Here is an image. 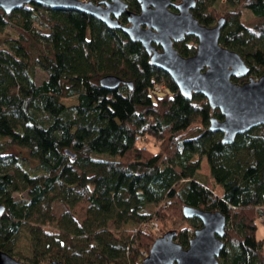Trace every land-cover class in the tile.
I'll list each match as a JSON object with an SVG mask.
<instances>
[{
  "label": "trees",
  "instance_id": "trees-1",
  "mask_svg": "<svg viewBox=\"0 0 264 264\" xmlns=\"http://www.w3.org/2000/svg\"><path fill=\"white\" fill-rule=\"evenodd\" d=\"M197 2L201 25L225 18L219 44L249 68L232 82L260 78L264 0ZM174 48L191 57L197 40ZM36 67L46 74L40 85ZM106 76L132 88L104 89ZM211 118L222 119L203 96L184 98L121 31L72 10H0V251L24 264H140L155 237L139 227L154 218L188 248L201 227L183 217L188 206L225 216L219 264H264L255 224L264 219V126L223 145ZM148 136L158 153L141 145ZM55 204L67 211L55 216ZM22 233L30 258L13 255Z\"/></svg>",
  "mask_w": 264,
  "mask_h": 264
},
{
  "label": "water",
  "instance_id": "water-1",
  "mask_svg": "<svg viewBox=\"0 0 264 264\" xmlns=\"http://www.w3.org/2000/svg\"><path fill=\"white\" fill-rule=\"evenodd\" d=\"M136 1L141 7L138 14L130 12L121 0H109L103 6L81 0H0V10L9 15L31 4L50 10H72L96 19L108 29L121 31L131 42L141 45L149 64L166 74L184 98L189 100L192 94H199L212 111H219L222 119L211 118L208 129L222 135L223 145H232L238 136L264 126V74L240 85L232 82V78L246 77L249 68L236 52L219 44L225 18H219L213 27L201 25L190 12L196 0H181L174 6L177 14L168 10L172 5L169 0ZM122 15L127 25L120 22ZM185 37L197 40L196 53L188 58L174 48V44L183 42ZM99 85L107 90L120 85L132 88L131 83L114 76L102 78ZM66 154L70 153L66 151ZM261 178L264 185V171ZM4 212L0 204V216ZM182 215L201 223L189 240L188 248L183 249L174 240V232H166L153 242L140 264H219L225 247V216L219 211L206 212L188 206L182 208ZM0 264L24 263L0 251Z\"/></svg>",
  "mask_w": 264,
  "mask_h": 264
},
{
  "label": "rangeland",
  "instance_id": "rangeland-1",
  "mask_svg": "<svg viewBox=\"0 0 264 264\" xmlns=\"http://www.w3.org/2000/svg\"><path fill=\"white\" fill-rule=\"evenodd\" d=\"M247 18H249V14L245 13L243 15V19H247ZM45 80H46V74L39 67H36V69H35V84L36 85H40ZM62 104L67 107V106L75 105L76 103L73 102V101L64 100V101H62ZM147 138H148L147 142L141 143L143 148L147 149L148 151H150L153 154L158 153V145H157L156 141L154 140V138L150 137V136H148ZM7 152L11 153V154H15V155H18L20 153V151L17 148H11ZM25 153H23L22 155L26 156ZM196 180L199 183L204 185L206 183L207 178L205 176H203V175L202 176L201 175H197L196 176ZM66 211H67L66 207L61 205V204H55L53 206V213H54L55 216H59V215L63 214ZM259 218H261V217H257V219H256L257 222L255 223L256 227H257L256 240L259 243H261L262 249L264 251V224L258 222ZM152 223L154 225H149V227L146 230H144V231L147 232V233H150L151 235H153L155 237V240L157 238L161 237L165 233L163 231V228L168 229V230L173 229L172 225H170V224H167L166 226H164L162 228V226L156 220V218H154ZM139 228L141 229V227H139ZM13 255L15 257H18V258H21V259H25V258H30L31 257V249H30L29 239L24 233L21 234L20 239H19V241H18V243H17V245H16V247H15V249L13 251ZM147 255L143 254L144 258Z\"/></svg>",
  "mask_w": 264,
  "mask_h": 264
},
{
  "label": "flooded vegetation",
  "instance_id": "flooded-vegetation-1",
  "mask_svg": "<svg viewBox=\"0 0 264 264\" xmlns=\"http://www.w3.org/2000/svg\"><path fill=\"white\" fill-rule=\"evenodd\" d=\"M81 1H85V2L90 1V2H92V3H94V4H100L101 6L104 5V4H103L104 2H109V0H81ZM121 1H123V2H125V3L127 4V6H128V10H129L130 12L135 13V14L140 13V11H141V7H140V4H139L136 0H121ZM169 1L171 2L172 5H169V6H168V10H169L170 12H172V13L177 14L178 11L174 8V6H175V5H178V4L180 3L181 0H169ZM197 3H198V2H197V0H196V5H195V7H194L193 9L190 10V12H191L192 15H193V10L197 7ZM149 7H151V6H149ZM193 17H194V15H193ZM123 18H125V24L122 23ZM194 18H195V17H194ZM119 20H120V22H121L123 25H127V24H126V23H127V21H126V17H125L124 15H122V16L119 18ZM185 39H186V37H185ZM185 39H184L183 42H181V43H176V44H183V43L185 42ZM176 44H174V45H176ZM158 50H160V49L158 48Z\"/></svg>",
  "mask_w": 264,
  "mask_h": 264
},
{
  "label": "built area",
  "instance_id": "built-area-1",
  "mask_svg": "<svg viewBox=\"0 0 264 264\" xmlns=\"http://www.w3.org/2000/svg\"><path fill=\"white\" fill-rule=\"evenodd\" d=\"M162 89H163V88H162L161 86H156V87L154 88L153 92L161 93V92H162ZM152 222H153V221H152ZM152 222H150V224H148L147 226H146V225H142V226H141V229L144 231V230H146V229L149 227V225H154ZM256 222H257V221H256ZM258 222L264 224V219H263V218H259V219H258Z\"/></svg>",
  "mask_w": 264,
  "mask_h": 264
}]
</instances>
